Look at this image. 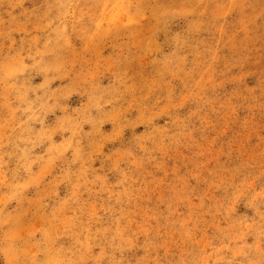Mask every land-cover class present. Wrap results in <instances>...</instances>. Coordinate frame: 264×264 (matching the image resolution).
<instances>
[{
    "label": "rangeland",
    "instance_id": "1",
    "mask_svg": "<svg viewBox=\"0 0 264 264\" xmlns=\"http://www.w3.org/2000/svg\"><path fill=\"white\" fill-rule=\"evenodd\" d=\"M0 264H264V0H0Z\"/></svg>",
    "mask_w": 264,
    "mask_h": 264
}]
</instances>
